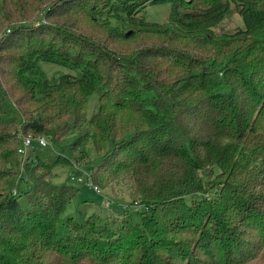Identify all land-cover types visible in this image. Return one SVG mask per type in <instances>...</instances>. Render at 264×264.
I'll return each instance as SVG.
<instances>
[{"label":"trees","instance_id":"trees-1","mask_svg":"<svg viewBox=\"0 0 264 264\" xmlns=\"http://www.w3.org/2000/svg\"><path fill=\"white\" fill-rule=\"evenodd\" d=\"M161 3L165 25L145 18ZM232 4L244 27L208 31ZM89 141L93 184L144 210L61 234L79 188L54 167ZM0 264H264V0H0Z\"/></svg>","mask_w":264,"mask_h":264},{"label":"rangeland","instance_id":"rangeland-1","mask_svg":"<svg viewBox=\"0 0 264 264\" xmlns=\"http://www.w3.org/2000/svg\"><path fill=\"white\" fill-rule=\"evenodd\" d=\"M145 18L148 21L157 22L160 24H167L169 21V3L161 4H148L145 8ZM113 26H118L120 29H129V24L119 21L115 18L110 19ZM244 27V22L239 9L232 4L228 16L222 19L217 24L210 26V32L215 35L232 34L237 29ZM41 68L44 72L45 77L50 81L57 80L63 73H67L68 70L60 65L41 62ZM97 104V94L90 97L89 100V111L91 115L96 109ZM75 132L67 136L66 143L73 136ZM88 150V155L86 156V161L78 163L75 160L68 161L67 164H58L54 167V177L52 182L55 184L68 183L79 188L78 196L75 200L68 203L62 213L61 221L59 222V232L64 234L67 232L65 226V221L69 217H74L75 219L81 221L85 219L90 214H97L99 216V222L104 224L106 221L110 220L112 215H116L118 212L128 209L135 220H140V212L144 210V206L139 203L137 194L127 185H125L121 180H112L108 183H94L98 185L102 191V194L95 191L92 187H89L85 183L79 182L78 178L84 176V172L92 171V167L88 164L96 160V152L89 141L86 144ZM57 149H59L57 147ZM67 154V152H66ZM110 201L112 204L110 206H102V201ZM135 202V203H134ZM137 202L139 204H137Z\"/></svg>","mask_w":264,"mask_h":264},{"label":"built area","instance_id":"built-area-1","mask_svg":"<svg viewBox=\"0 0 264 264\" xmlns=\"http://www.w3.org/2000/svg\"><path fill=\"white\" fill-rule=\"evenodd\" d=\"M34 142H36L40 146H48L49 145V141L45 136H40L35 140L31 137H24L23 138V144L19 148V153L22 155H26L28 150L34 145ZM84 174H85V177L84 178L80 177L78 180L79 181L85 180L88 185H94L93 180H92V172L88 171V172H84ZM110 204L111 203L108 200L103 202V206L107 207V208L110 206Z\"/></svg>","mask_w":264,"mask_h":264}]
</instances>
